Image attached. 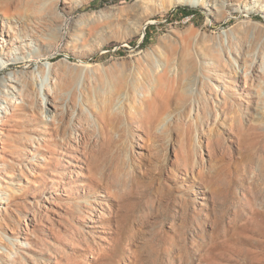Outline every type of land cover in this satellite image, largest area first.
<instances>
[{
    "label": "rangeland",
    "instance_id": "374dc122",
    "mask_svg": "<svg viewBox=\"0 0 264 264\" xmlns=\"http://www.w3.org/2000/svg\"><path fill=\"white\" fill-rule=\"evenodd\" d=\"M173 1L61 0L41 62L0 72L52 64L58 107L33 82L0 120V264H264V0Z\"/></svg>",
    "mask_w": 264,
    "mask_h": 264
},
{
    "label": "bare ground",
    "instance_id": "6f19581e",
    "mask_svg": "<svg viewBox=\"0 0 264 264\" xmlns=\"http://www.w3.org/2000/svg\"><path fill=\"white\" fill-rule=\"evenodd\" d=\"M60 1L61 0H28L24 5L18 4L13 8L10 7L5 9L0 8L1 27H3L4 29V25H6L8 31L14 34L13 40H9V41L3 40L0 43V72H3L8 67H10L12 63L14 62L16 63L18 61L21 62L29 61V62H34V64H39L41 62L42 53H46L47 51H49L54 41L56 42V40L58 39L57 38L55 40L56 37L53 34L56 35L59 34L60 27L56 26L55 28H53L49 24L54 22L52 16L55 15ZM181 4L190 5L192 7L209 6V4H207L205 0H174L172 3L173 6H178ZM42 22L45 23V26L42 27L41 29L40 27H37L41 31L38 35H35L36 37H34L32 40H27L26 43H24V41L19 40V37L17 36V32H16L17 30H22V31L30 30L35 32L36 30V28L34 27V25H36L35 23H38L40 25V23ZM45 28H50L53 34L52 33L44 34ZM7 37H11V36L7 34ZM19 44H22L21 46L23 47L22 48L23 51L21 53L19 52L20 51ZM239 73H240L239 78H241L244 84H246L248 78L250 77V67L248 68L245 65L242 66L241 72L239 71ZM212 80L213 78L210 77L209 75H204L202 80L203 89L202 92L200 93V96L204 100V105L206 108H209L210 105V101L206 97V93H207L206 90L212 91L216 96L222 92V90H220V85L213 84ZM33 82L34 83L36 82V88H37L36 91L38 96L41 98L43 102L49 105L48 108L51 109L52 111L51 114L53 113L52 116L50 115L51 118L49 121L55 120L58 114V107L54 100L48 99L49 93L47 92L49 85L52 84L53 82V66L50 63H46L38 66L35 70V74L32 75V77L29 79H27L22 73H19L17 75L7 74V76H4L3 78L0 79V120L1 118H4L8 114L10 100L22 98L25 92L27 91L26 88L31 87ZM79 85L80 84H78L77 87ZM148 98H149V93L147 92L137 93L134 104L139 107H142L143 105L146 104ZM191 105H193L192 107H194L195 103H191ZM164 120L166 122L167 119ZM1 162H2V157L0 156V163ZM9 198H10L9 191L3 190V188H1V183H0V203L7 201Z\"/></svg>",
    "mask_w": 264,
    "mask_h": 264
},
{
    "label": "trees",
    "instance_id": "16d2710c",
    "mask_svg": "<svg viewBox=\"0 0 264 264\" xmlns=\"http://www.w3.org/2000/svg\"><path fill=\"white\" fill-rule=\"evenodd\" d=\"M106 2V1H105ZM179 12H181V16L184 17V18H188V17H194L195 15H197V12L196 11H193V10H184V9H178ZM148 40L146 39V42Z\"/></svg>",
    "mask_w": 264,
    "mask_h": 264
},
{
    "label": "built area",
    "instance_id": "2783aa9c",
    "mask_svg": "<svg viewBox=\"0 0 264 264\" xmlns=\"http://www.w3.org/2000/svg\"><path fill=\"white\" fill-rule=\"evenodd\" d=\"M189 18V17H188Z\"/></svg>",
    "mask_w": 264,
    "mask_h": 264
}]
</instances>
